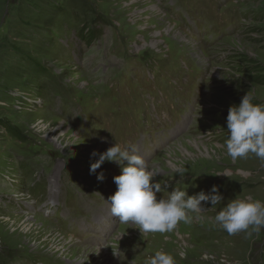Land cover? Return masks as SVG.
I'll use <instances>...</instances> for the list:
<instances>
[{
    "label": "rangeland",
    "instance_id": "rangeland-1",
    "mask_svg": "<svg viewBox=\"0 0 264 264\" xmlns=\"http://www.w3.org/2000/svg\"><path fill=\"white\" fill-rule=\"evenodd\" d=\"M247 60L264 0H0V264H264Z\"/></svg>",
    "mask_w": 264,
    "mask_h": 264
},
{
    "label": "trees",
    "instance_id": "trees-1",
    "mask_svg": "<svg viewBox=\"0 0 264 264\" xmlns=\"http://www.w3.org/2000/svg\"><path fill=\"white\" fill-rule=\"evenodd\" d=\"M247 65L249 66L248 68V72H250L249 74H251L249 77L252 81H254L255 83H262L264 82L262 80L263 77H259L260 74H262L261 72L263 71V68L261 66H259L258 64H254L252 63L250 60H247ZM251 105H256V103H253Z\"/></svg>",
    "mask_w": 264,
    "mask_h": 264
},
{
    "label": "bare ground",
    "instance_id": "bare-ground-1",
    "mask_svg": "<svg viewBox=\"0 0 264 264\" xmlns=\"http://www.w3.org/2000/svg\"><path fill=\"white\" fill-rule=\"evenodd\" d=\"M154 45V44H153ZM149 141H151V143L153 144V140L152 139H150ZM139 164V163H138ZM160 204H162V203H160ZM159 204V205H160ZM134 205V204H133ZM125 207L127 208L128 206L127 205H125ZM104 252H103V249H100V250H98L97 251V254L98 255H100V258L101 259H103L104 258V256H105V254H103ZM100 260V259H99ZM104 260V259H103ZM103 260H102V264H103Z\"/></svg>",
    "mask_w": 264,
    "mask_h": 264
}]
</instances>
